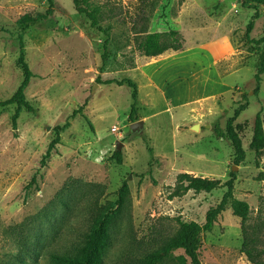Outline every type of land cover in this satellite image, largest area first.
Masks as SVG:
<instances>
[{
    "label": "rangeland",
    "instance_id": "374dc122",
    "mask_svg": "<svg viewBox=\"0 0 264 264\" xmlns=\"http://www.w3.org/2000/svg\"><path fill=\"white\" fill-rule=\"evenodd\" d=\"M91 1L102 7L103 27H113L105 66L106 37L76 11L72 0H53L48 19L27 29L20 19L45 14L49 2L0 0V102L10 99L23 79L18 65L20 35L26 62L36 75L26 91L34 112L22 111L16 128L12 122L16 106L0 112V264H52V255H76L99 210L112 204L116 211L103 264H131L172 237L179 221L203 225L208 210L221 201L226 188L211 193L191 190L172 197L182 173L222 183L235 173V196L248 202V224L260 229L258 242L264 249V151L257 155L249 147L255 116L262 112L264 120V74L259 94H254L263 48L245 38L255 14L250 0L246 4L242 0ZM259 12L250 34L255 40L264 37L263 6ZM171 30L181 34L184 47L218 39L235 51L216 65L232 84L213 85V95L197 100L194 109L199 118L189 129L195 134L187 138L184 148L179 135L177 142H170L166 124L174 109L153 116L171 108L174 98L163 100L153 94L146 100L138 68L145 56L138 50L137 38L145 32ZM160 65L154 60L144 71L152 74ZM206 74L198 69L193 75L201 79ZM126 78L141 86L138 121L153 116L143 134L130 130L132 90L127 85L106 84ZM245 93L250 106L236 125L247 156L236 165L231 142L218 138L213 128H225L244 103ZM67 122L71 126L61 133L60 143L43 166L42 159L56 138L55 128ZM118 141L124 144L122 164L114 158ZM174 142L182 149L172 150ZM124 182L128 192L119 205ZM242 244L241 219L227 210L212 232L202 234L201 261L250 264ZM174 255L189 261L183 251Z\"/></svg>",
    "mask_w": 264,
    "mask_h": 264
},
{
    "label": "trees",
    "instance_id": "16d2710c",
    "mask_svg": "<svg viewBox=\"0 0 264 264\" xmlns=\"http://www.w3.org/2000/svg\"><path fill=\"white\" fill-rule=\"evenodd\" d=\"M49 2V10L45 14L33 16L27 14L23 16L19 23L27 29L31 24L41 22L48 19L52 13L53 0ZM246 4V0H242ZM251 6L255 10V14L249 21L246 29L245 38L248 42L254 43L257 47H262L259 55V66L255 74L257 87L254 94L258 95L260 91V83L264 74V37L259 40L251 39L250 34L254 30L255 22L260 17L259 7H264V0H250ZM76 11L84 15L90 20L91 27L104 34L106 37L104 43V54L102 56L103 66L106 64V59L109 56V44L113 27L108 25L104 28L102 7L93 3L91 0H72ZM20 55L18 65L22 70L23 79L15 94L8 100L0 102V112L9 107L16 106L12 117L13 126L17 127L18 119L22 111L34 112V108L28 102L26 91L30 83L36 75L33 73L29 64L26 62V51L23 40V35H20ZM138 50L143 56L148 58L159 57L169 51H180L184 48V39L176 30L168 32H145L137 38ZM117 84L118 86L127 85L132 90V104L129 114L131 122L138 121L139 118V87L137 83L130 79L109 80L106 84ZM244 103H240L235 109L234 114L227 120L225 128L216 125L213 128L214 133L220 139H227L231 142L234 151V162L236 165H241L247 156V152L243 145V140L238 130L236 121L241 116L242 112L246 111L250 106L248 93L242 95ZM76 115V112L73 116ZM264 120L262 112H259L254 118L253 136L250 142V149L257 155L264 151ZM71 126L67 122L64 126L55 128L56 138L50 143L46 155L42 159V165L45 166L46 161L51 157L52 152L56 149L61 140V133ZM146 140V138H145ZM149 154L153 156L154 150L152 147L147 148ZM114 158L119 164L123 163L122 152L115 151ZM230 179L226 183L220 180L198 177L189 173H182L177 178V185L172 193V197H181L189 191L211 193L215 190L226 188V191L221 201L214 207L210 208L206 214V221L203 225L195 221H179V229L170 238L164 240L156 249L146 252L142 257L135 258L131 264H203L200 258V249L202 245V234L204 232H212L215 225L218 223L219 217L227 210H232L234 216L241 219V229L243 235L242 253L247 258L250 264H264V249L259 247L258 234L260 229L257 226L248 224L251 216V209L248 202L238 199L235 196L236 174L231 173ZM119 205H122L128 192V183L124 182L120 188ZM114 204L107 207L105 211L99 210L95 218L94 225L91 230L85 235V241L79 247L76 255H52V264H103L106 250L110 244V223L112 222L115 211ZM177 251H183L184 255L189 259L176 257L174 254Z\"/></svg>",
    "mask_w": 264,
    "mask_h": 264
},
{
    "label": "crops",
    "instance_id": "0c3cea01",
    "mask_svg": "<svg viewBox=\"0 0 264 264\" xmlns=\"http://www.w3.org/2000/svg\"><path fill=\"white\" fill-rule=\"evenodd\" d=\"M230 48L233 52L229 51ZM234 52V48L229 47L227 42L217 39L197 46H186L180 51H169L155 58L144 57L139 61L140 79L144 84L143 88L147 91L145 94L146 100H151L150 97L153 94L163 100H166L167 96L174 98V104L171 108L153 115L154 117L162 116L165 111L174 109L166 124L170 127L168 130L171 131L172 139L170 142L172 140L177 142V136L179 135L182 141L180 144L183 145V148L186 147L189 144L187 138L195 134L189 129L199 118V114L194 109L197 100L213 95L212 93L216 91L214 87L212 88L213 85L215 88H223L232 84L220 75L216 65L226 54ZM154 60L161 61L162 65L158 66L152 74L145 73L144 67L154 62ZM198 69L203 73L206 72V76L197 79L193 74ZM140 89L141 86H139V101ZM153 116L144 118L145 127L148 120ZM180 130L185 131V133H180ZM182 147L177 148L175 143L172 150L178 151Z\"/></svg>",
    "mask_w": 264,
    "mask_h": 264
},
{
    "label": "water",
    "instance_id": "95a60500",
    "mask_svg": "<svg viewBox=\"0 0 264 264\" xmlns=\"http://www.w3.org/2000/svg\"><path fill=\"white\" fill-rule=\"evenodd\" d=\"M96 85H97V84H96ZM208 127H209V126H208ZM50 129H51V128L49 127V130H50ZM130 130H131V132L134 133V134H143L144 131H145V121H144V120H141V121H136V122L132 123V124L130 125ZM123 146H124V144H123L122 142L118 141V142L116 143V151L121 152L122 149H123Z\"/></svg>",
    "mask_w": 264,
    "mask_h": 264
},
{
    "label": "built area",
    "instance_id": "2783aa9c",
    "mask_svg": "<svg viewBox=\"0 0 264 264\" xmlns=\"http://www.w3.org/2000/svg\"><path fill=\"white\" fill-rule=\"evenodd\" d=\"M167 102L170 103V100H167ZM117 130H118L117 128L114 129L115 132H117Z\"/></svg>",
    "mask_w": 264,
    "mask_h": 264
}]
</instances>
